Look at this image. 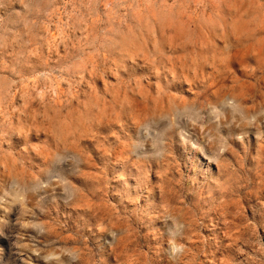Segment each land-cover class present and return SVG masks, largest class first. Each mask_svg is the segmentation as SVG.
<instances>
[{"label":"rangeland","instance_id":"obj_1","mask_svg":"<svg viewBox=\"0 0 264 264\" xmlns=\"http://www.w3.org/2000/svg\"><path fill=\"white\" fill-rule=\"evenodd\" d=\"M0 264H264V0H0Z\"/></svg>","mask_w":264,"mask_h":264}]
</instances>
